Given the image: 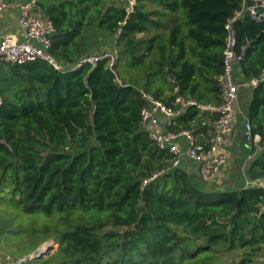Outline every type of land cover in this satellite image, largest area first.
<instances>
[{
	"label": "trees",
	"instance_id": "16d2710c",
	"mask_svg": "<svg viewBox=\"0 0 264 264\" xmlns=\"http://www.w3.org/2000/svg\"><path fill=\"white\" fill-rule=\"evenodd\" d=\"M127 7L38 0L34 13L54 27L49 54L65 69L95 53L100 33L111 39L104 49L115 43L118 61L115 72L105 60L75 71L43 60L0 63V200L7 193L24 213L44 216L65 264H258L264 82L250 89L246 111L252 137H260L248 154V186L218 188L172 168V155L143 129L141 109L143 93L167 106L179 96L222 102L226 24L237 12V79L264 74V7L255 0ZM213 118L189 107L172 130L204 134Z\"/></svg>",
	"mask_w": 264,
	"mask_h": 264
},
{
	"label": "built area",
	"instance_id": "2783aa9c",
	"mask_svg": "<svg viewBox=\"0 0 264 264\" xmlns=\"http://www.w3.org/2000/svg\"><path fill=\"white\" fill-rule=\"evenodd\" d=\"M111 1L127 2L129 12L133 10L136 4V0ZM255 1L264 7V0ZM37 2L38 0H31L21 7L18 19L21 36L0 33V63L25 64L43 60L57 70L75 71L84 65L95 66L98 62L105 60L115 72L114 67L118 61L115 43L106 49L86 55L76 65L65 69L55 57L49 54L54 27L49 20L34 13ZM8 8L7 0H0V16ZM251 10L254 18L259 20L261 16H257L255 7H252ZM240 16L241 12H237L226 24L228 36L224 50V69L219 78V84L222 88V102L220 104L201 103L194 98L179 96L173 106H167L147 93L142 94L146 102L141 109L143 129L157 143L159 148L167 150L172 155V168L181 167L190 171L191 167L189 166L194 163L197 174L207 183H219L230 161L231 156L227 145L229 138L235 132L238 114H242L240 92L256 88L264 82V74L250 79H237L236 77V65L240 58L235 53L236 34L232 26L233 22ZM121 33L122 29L118 31L117 36ZM189 107H195L201 113H207L214 117L210 122L208 120L210 128L201 136L196 135L191 130H172V127L177 125L178 119ZM244 123V135L251 146L253 142L256 143L257 140H260V137H252V128L247 116L244 117ZM185 163H187V167L184 166ZM164 173L165 170L154 173L151 178L144 181V184L159 178ZM54 246L53 242L48 243L35 256H24L17 259L8 256L7 264H25L33 257L36 258L41 251Z\"/></svg>",
	"mask_w": 264,
	"mask_h": 264
},
{
	"label": "rangeland",
	"instance_id": "374dc122",
	"mask_svg": "<svg viewBox=\"0 0 264 264\" xmlns=\"http://www.w3.org/2000/svg\"><path fill=\"white\" fill-rule=\"evenodd\" d=\"M100 35H103L104 38L100 46L96 47L93 52L101 50L103 47H107L110 44L111 39H109L105 33L97 34L96 37ZM248 103L249 102L240 99V108L243 113H246ZM250 149V145H245V148H242L239 144L238 149L233 151L235 154H240L243 150L245 152L244 158L240 161V165L238 166V174L241 176H243L249 166L251 156L248 154ZM225 177L226 175L220 183H214L212 185L218 188H223L224 186L230 188L231 184L228 183L229 181L225 180ZM251 183L253 182H249L247 185ZM15 202L16 201L11 199L7 193L1 196L0 264H7L8 256L12 257V259L24 256H35L41 248L45 247L50 242H53L55 246L49 249V255L46 254L41 258L33 257V259H30L25 264H65L63 263L65 254L63 251L59 250V244L55 242V232L43 221L44 216H40V214L24 213L21 209L17 208ZM257 261L258 264H264V251L259 255Z\"/></svg>",
	"mask_w": 264,
	"mask_h": 264
},
{
	"label": "crops",
	"instance_id": "0c3cea01",
	"mask_svg": "<svg viewBox=\"0 0 264 264\" xmlns=\"http://www.w3.org/2000/svg\"><path fill=\"white\" fill-rule=\"evenodd\" d=\"M29 1L31 0H7L9 4V8L0 16V33L1 34L8 33L13 36H21V32L18 26L20 10H21V7ZM102 49H104V47ZM98 51H95V52H98ZM236 77H237V72H236ZM240 99H243L245 102H249L251 99V92L249 90H242L240 92ZM243 116L245 117L246 113L242 112V114H238L235 132L229 138L228 145H227V149L230 151L231 157H230V161L228 165L226 166V169L224 170L223 178L226 175L225 180L229 181L228 183L231 184L232 188L235 187L236 185L244 186V185H247V183H249V180L245 178L244 174L243 176L238 174V166L240 165V161L244 158V155H245L244 150L240 154L233 153V151H236V149H238L239 144L241 145L242 148H245V145L246 146L249 145V141L245 138V135H244V126H245L244 124L245 123H244ZM201 135L203 134L199 133V136ZM258 142L259 140L256 141V143ZM184 166L187 167L188 166L187 163H185ZM189 167H191L189 169L190 170L189 172H191L194 176H197L198 178L199 175L197 174V171H196V165L193 163ZM209 184H214V183H209Z\"/></svg>",
	"mask_w": 264,
	"mask_h": 264
},
{
	"label": "water",
	"instance_id": "95a60500",
	"mask_svg": "<svg viewBox=\"0 0 264 264\" xmlns=\"http://www.w3.org/2000/svg\"><path fill=\"white\" fill-rule=\"evenodd\" d=\"M259 183H260V184H261V183H264V180L262 179L261 182H257V183H255V184H259ZM46 254H47V255L50 254V253H49V249H48V250L41 251L40 254H39L37 257H38V258H41L42 256H44V255H46Z\"/></svg>",
	"mask_w": 264,
	"mask_h": 264
}]
</instances>
